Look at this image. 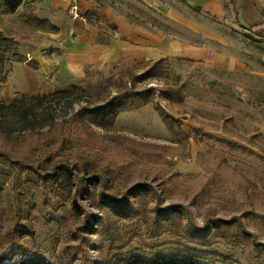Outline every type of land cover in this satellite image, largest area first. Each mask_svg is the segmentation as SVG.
<instances>
[{"label":"rangeland","instance_id":"1","mask_svg":"<svg viewBox=\"0 0 264 264\" xmlns=\"http://www.w3.org/2000/svg\"><path fill=\"white\" fill-rule=\"evenodd\" d=\"M84 1L33 0L18 11L35 7L48 13L52 5L54 21L71 27L62 36L34 31L4 12L0 31L13 38L21 55L49 58L57 70L66 59L67 43L76 41L86 25L85 12L92 9L91 38L107 39L112 24L135 26L137 33L207 46L220 58L212 65L209 60L165 57L159 76L136 82L139 93L126 100L109 131L89 123L81 112L101 102L93 106L77 96L51 105L65 122L62 128H38L32 146L5 140V130L12 135L25 131L14 118L0 114L1 207L7 216L3 231L14 238L1 262L16 264L34 256L48 264H156L152 261L177 259L182 247L197 246L191 241L196 240L204 249L228 255L233 264H264V38L239 25L232 14L215 16L187 0H97L98 6ZM137 61L117 59L98 67L86 63L83 74L61 85L53 75L42 76L8 60L0 65V103L72 84L104 83L130 66L136 74L148 69ZM174 75L185 83L182 103L168 101L160 90L174 84ZM103 89L101 98L116 94L113 85ZM159 107L177 119L174 127H180V134L162 121ZM184 109L188 112L181 114ZM61 163L78 176H98L107 193L126 194L132 218L116 220L106 214L97 182L75 197L76 179L64 180L59 169L54 177L46 176ZM156 205L168 206L170 212L159 216L154 227ZM176 206L189 211L193 225L199 226L210 210L227 222L205 232L192 230L189 215ZM85 214L90 216L87 228ZM108 224L117 238L105 230Z\"/></svg>","mask_w":264,"mask_h":264},{"label":"trees","instance_id":"2","mask_svg":"<svg viewBox=\"0 0 264 264\" xmlns=\"http://www.w3.org/2000/svg\"><path fill=\"white\" fill-rule=\"evenodd\" d=\"M95 6H98L97 0H85ZM33 3V0H0V12L8 13L12 15L19 23L23 26H27L34 31H41L45 33L56 34L59 32V28L52 24L48 19L41 18L37 15V10L35 7H31L28 11L18 12L21 9H25ZM91 15L96 16L94 10H88L85 12L86 23L90 26L93 25L91 20ZM117 26L112 24L110 33H117ZM14 61L18 63H24L26 66L33 70H37L38 62L34 59H29L24 55L19 53L17 48V43L13 41V38L9 36L8 33L0 31V65L4 64L6 61ZM164 62V58L159 59H150V60H140L137 61L136 65H149L148 69L143 71L140 74L133 72L135 66H130L124 71H120L117 74H112L104 80V83L95 82L87 83L84 82L81 85L72 84L66 90H58L50 94L38 95V94H22L14 98L10 103H0V114L5 116H10L14 118V121H17L21 124L20 129L25 131V133H18L12 135L11 132L5 130V140L10 138L14 141L15 145L26 144L25 142H32V138L38 133V128L46 127L50 130L56 128H62L65 120L61 118L51 110V105L54 103H59L61 100L69 98L71 96H77L79 100L90 101L96 106L100 102L101 106H96L92 108H85L84 118L87 121L103 130L109 131L112 130L114 121L119 112L126 108V100L130 97L135 96L139 91H135V85L137 81H142L150 76H159L161 73L158 71L159 64ZM92 73H86V76H90ZM96 74H98L96 72ZM126 77V79L124 78ZM4 81V80H3ZM130 83V86H128ZM173 85L167 86L160 89L163 96L170 102H181L183 95L181 94V89L185 86L183 81L179 80L178 75L173 76ZM110 85L115 86L116 94L111 96L110 94L104 95V98H101L100 92H102L105 87ZM101 98V99H100ZM72 100V99H71ZM146 102V99H143ZM99 103H98V102ZM71 102V101H70ZM97 102V103H96ZM188 110L184 109L181 111V114H186ZM80 110H78V115ZM159 115L162 121L166 126L171 129L175 128L177 133H181L180 127H174V124L177 122V119L170 115L166 109L159 107ZM81 120L84 118L81 116ZM177 128V129H176ZM30 142V146L34 143ZM28 145V144H27ZM56 169H59L63 172L64 180H73L76 179L75 183V197L81 195L86 189L88 184L96 183V190L98 194V199L100 203L107 207L105 211L106 214L116 220H123L132 218V214L127 212V207L129 201L127 200L126 194L118 196V194L107 193L104 190L103 182L101 179H98V176L91 175L90 177L78 176L73 168L67 163H61L52 168V170L46 174L54 177ZM39 175H43L40 172ZM144 186H141L142 188ZM146 187V186H145ZM144 187V188H145ZM1 193L2 189L0 188V264H4L1 261L3 260V252L6 247L10 246L14 240L10 233H5L3 227L7 221L6 213L1 207ZM75 207H79L78 202L74 200ZM181 206V205H179ZM179 206H176L177 209L188 214L187 226L192 230H199L205 232L208 227H219L223 223L227 222L222 217L214 216L213 210L207 211L203 214L201 219V224L199 226L193 225L192 217L190 216L189 211L181 209ZM172 208V207H171ZM170 212V207L168 206H159L156 205L154 209V221H151V226L157 227V219L159 216H166ZM88 214H85V223L83 226L88 227ZM109 225V224H108ZM106 226L105 230L108 231L113 238H117V233L112 230L111 226ZM153 231V230H152ZM184 235L190 237L187 233V230H184ZM191 240V239H190ZM198 244L197 246L186 245L182 247L181 255L177 259L171 261H157L153 260L152 262L156 264H233L228 255L207 250L202 248L203 243L196 242V240H191ZM22 248L21 246L19 247ZM23 250V249H22ZM25 251V250H24ZM16 264H48L43 257H24Z\"/></svg>","mask_w":264,"mask_h":264},{"label":"crops","instance_id":"3","mask_svg":"<svg viewBox=\"0 0 264 264\" xmlns=\"http://www.w3.org/2000/svg\"><path fill=\"white\" fill-rule=\"evenodd\" d=\"M193 4L194 8L200 7L206 9L215 16L224 17L232 14L233 19L241 26L247 27L264 38V0H187ZM81 3V0H78ZM85 3L91 4L87 1ZM229 7V9H228ZM91 7H86L85 10ZM54 7L49 9L48 13L37 11L41 18L48 19L52 24L59 28L56 34H50L55 37L62 36V33L71 32V27L64 29L63 24L54 21ZM89 10V9H88ZM68 20V19H67ZM86 22V20H85ZM58 23V24H57ZM116 25V24H114ZM117 26V25H116ZM130 26L121 28L117 26V33H109L107 39H102L101 35L97 38H91L90 26H81V33L76 41H69L68 48L65 50L66 59L61 62L56 70L53 60L42 58L35 60L38 62L37 74L42 76L53 75L54 80L64 84L65 80L76 79L84 73V65L91 63L98 67L109 61L117 59L129 60H150L165 57L190 58L209 60L213 65L218 53H213L207 46L195 45L177 40H169L164 36H155L146 31H140ZM32 89V86L31 88Z\"/></svg>","mask_w":264,"mask_h":264},{"label":"built area","instance_id":"4","mask_svg":"<svg viewBox=\"0 0 264 264\" xmlns=\"http://www.w3.org/2000/svg\"><path fill=\"white\" fill-rule=\"evenodd\" d=\"M70 12L73 14L74 17L78 16L75 5H71Z\"/></svg>","mask_w":264,"mask_h":264}]
</instances>
